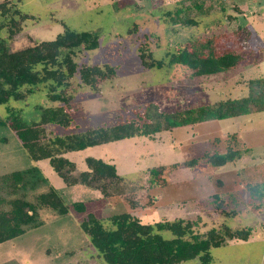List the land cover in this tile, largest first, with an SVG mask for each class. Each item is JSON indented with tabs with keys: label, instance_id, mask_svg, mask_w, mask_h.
<instances>
[{
	"label": "rangeland",
	"instance_id": "obj_1",
	"mask_svg": "<svg viewBox=\"0 0 264 264\" xmlns=\"http://www.w3.org/2000/svg\"><path fill=\"white\" fill-rule=\"evenodd\" d=\"M6 1L11 9L28 15L17 29L0 16V37L5 38L8 29H13L8 40L11 50L52 40L67 26L94 32L98 37L96 48L75 49L73 59L78 65L99 67L108 63L115 67V75L99 79L96 89L82 83L78 73L65 80L72 123L68 127L46 125L45 138L144 118L146 108H153V104L158 112L170 113L241 99L248 94L250 79L264 77V0H233L236 6L229 2L224 11L216 8L194 16V25L173 21L179 0H0ZM180 17L187 19L192 14L185 9ZM208 37L218 52L240 53V63L220 73L185 77L180 65L148 68L138 56L142 47L150 54L149 61L163 59L165 63L167 53L192 49ZM58 58L57 54L45 58L39 53L29 55V60H46L49 66L56 65ZM57 104L46 98V83H39L22 100L0 104V174L37 166L66 205L81 201L86 211L68 208L67 214L59 215L39 209L34 225L0 243V264H106L79 222L86 212L106 218L123 211H130L144 223L197 217L199 232L221 224L250 226L247 240H230L211 248L210 264H264V202L258 207L251 205L244 189L247 182L264 181V111L160 129L150 136L65 152L63 156L75 163L74 175L87 170L84 159L88 156L115 165L117 174L128 183L127 191L121 198L106 199L95 187L64 183L48 159H33L8 126L7 107L31 123L39 120L41 108ZM229 143L233 148L238 144L242 151L239 159L221 166L201 159L206 152L225 151ZM191 158L199 159L198 163L183 165ZM175 163L176 168H168ZM159 166L167 168L162 170V178L155 177L153 182L149 170ZM45 189L28 190L26 197L34 200L35 194ZM214 194L224 202L223 207L215 206ZM160 233L171 237L168 231ZM198 262L195 257L180 264Z\"/></svg>",
	"mask_w": 264,
	"mask_h": 264
},
{
	"label": "trees",
	"instance_id": "obj_2",
	"mask_svg": "<svg viewBox=\"0 0 264 264\" xmlns=\"http://www.w3.org/2000/svg\"><path fill=\"white\" fill-rule=\"evenodd\" d=\"M229 2L236 6L233 0H179L173 21L194 25V16L207 14L216 8L224 11ZM185 9L192 17H180ZM0 16L16 29L18 23L28 17L17 8L11 9L8 1L0 2ZM12 28L8 29L5 38L0 37V104L9 99H24L39 83H46V98L58 104L41 108L39 120L31 123L22 121L18 111L14 114V109L7 107L6 110L10 114L8 126L33 159H48L52 169L64 183L95 187L106 199L121 198L125 194L124 191H127L128 183L117 174L115 165L88 156L84 159L87 170L74 175L75 163L63 156L65 152L133 136H150L160 129L264 111V77H259L247 82L248 94L241 99H227L212 105L170 113L158 112L153 104V108H146L144 118L118 121L110 126L90 128L80 133L45 138L46 125L58 124L68 127L72 123L71 96L64 90L65 80L78 73L82 83L96 89L99 79L115 75V67L108 63L99 67L78 65L74 61L75 49L90 50L98 46V37L94 32L77 31L65 26L52 40H42L34 45L11 50L8 40L11 38ZM141 48L138 49V56L144 67L180 65L185 77L220 73L237 66L241 61V55L237 51L218 52L211 37L196 42L192 49L181 48L167 53L165 63L163 59L149 61L150 54ZM33 53H39L44 58L57 54L59 58L56 65L49 66L46 60L42 63L40 60H29V55L32 56ZM226 147L223 152H206L201 159L208 165L221 166L240 158L242 151L238 144L236 148L230 143ZM198 160L191 158L183 165L192 167ZM177 166L175 163L168 168ZM165 168L167 167L159 166L150 169L149 173L153 175L151 181L154 182L155 177L162 178V170ZM41 186H46V189L35 194L34 200L26 197L28 190H37ZM244 189L251 205L258 207L264 202V181L247 182ZM213 200L217 208L223 207L224 202L217 194L213 195ZM42 208L50 209L59 215L67 214L68 208L81 213L86 211L85 204L81 201L66 205L37 166L0 174V243L15 237L26 226L34 225L38 210ZM103 219L107 220V225ZM198 220L197 217L176 218L144 223L130 211L112 213L106 218L86 212L79 222V227L106 264H180L195 257L199 260L198 264H210L211 248L222 246L230 240H247L251 233L250 226L232 228L226 224L199 232ZM162 231H168L171 237H163L160 233Z\"/></svg>",
	"mask_w": 264,
	"mask_h": 264
},
{
	"label": "crops",
	"instance_id": "obj_3",
	"mask_svg": "<svg viewBox=\"0 0 264 264\" xmlns=\"http://www.w3.org/2000/svg\"><path fill=\"white\" fill-rule=\"evenodd\" d=\"M155 200V199H154ZM185 214V213H184ZM185 217H187V215L185 216ZM185 217H180V218H185ZM148 223V222H147Z\"/></svg>",
	"mask_w": 264,
	"mask_h": 264
}]
</instances>
